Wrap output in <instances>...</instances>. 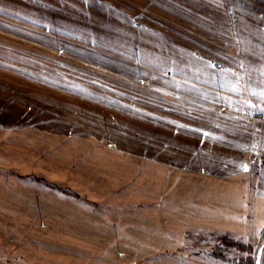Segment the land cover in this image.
Segmentation results:
<instances>
[{
  "label": "rangeland",
  "instance_id": "rangeland-1",
  "mask_svg": "<svg viewBox=\"0 0 264 264\" xmlns=\"http://www.w3.org/2000/svg\"><path fill=\"white\" fill-rule=\"evenodd\" d=\"M263 236L264 0H0V264H253Z\"/></svg>",
  "mask_w": 264,
  "mask_h": 264
},
{
  "label": "crops",
  "instance_id": "crops-1",
  "mask_svg": "<svg viewBox=\"0 0 264 264\" xmlns=\"http://www.w3.org/2000/svg\"><path fill=\"white\" fill-rule=\"evenodd\" d=\"M226 231H228L232 234H234V233H239L240 235L243 234V232L239 231L235 226H229L226 229ZM253 264H264V236H263L261 242L259 243V245L257 247V251H256V255H255Z\"/></svg>",
  "mask_w": 264,
  "mask_h": 264
},
{
  "label": "trees",
  "instance_id": "trees-1",
  "mask_svg": "<svg viewBox=\"0 0 264 264\" xmlns=\"http://www.w3.org/2000/svg\"><path fill=\"white\" fill-rule=\"evenodd\" d=\"M62 191L64 192V190H62ZM221 239H223L225 242H227V243H229V244H233V245L238 246V247H240V248H244L243 245H241V244H239V243H237V242H233V241H231V240H227L226 236L221 237Z\"/></svg>",
  "mask_w": 264,
  "mask_h": 264
}]
</instances>
